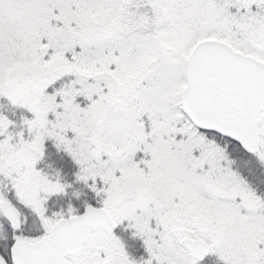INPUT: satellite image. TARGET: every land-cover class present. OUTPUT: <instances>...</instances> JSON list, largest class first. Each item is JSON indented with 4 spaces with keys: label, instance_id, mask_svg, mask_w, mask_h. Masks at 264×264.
I'll use <instances>...</instances> for the list:
<instances>
[{
    "label": "snow or ice",
    "instance_id": "1",
    "mask_svg": "<svg viewBox=\"0 0 264 264\" xmlns=\"http://www.w3.org/2000/svg\"><path fill=\"white\" fill-rule=\"evenodd\" d=\"M0 264H264V0H0Z\"/></svg>",
    "mask_w": 264,
    "mask_h": 264
}]
</instances>
